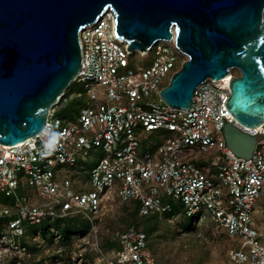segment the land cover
Returning <instances> with one entry per match:
<instances>
[{
  "label": "built area",
  "instance_id": "1",
  "mask_svg": "<svg viewBox=\"0 0 264 264\" xmlns=\"http://www.w3.org/2000/svg\"><path fill=\"white\" fill-rule=\"evenodd\" d=\"M114 29L113 13L106 11L78 33L81 62L74 80L85 100L77 114L56 115L63 93L39 133L0 143V264L27 224L90 217L109 191L136 201L140 216L161 218L171 200L179 203L186 217H206L233 240L230 261L264 263V123L246 126L228 111L236 73L205 79L187 108L167 105L159 91L185 56L172 39L131 51ZM134 53L144 60L130 61ZM226 122L256 136L249 157L226 145ZM50 141L53 147L45 148ZM80 169L87 177L76 184L72 174ZM116 244L109 264H155L142 228L118 231Z\"/></svg>",
  "mask_w": 264,
  "mask_h": 264
},
{
  "label": "water",
  "instance_id": "2",
  "mask_svg": "<svg viewBox=\"0 0 264 264\" xmlns=\"http://www.w3.org/2000/svg\"><path fill=\"white\" fill-rule=\"evenodd\" d=\"M106 11L129 50L172 39L185 56L159 91L165 104L187 108L201 82L235 70L228 111L264 123V0H0V143L42 130L79 71V31ZM223 135L234 154L251 155L256 136L229 122Z\"/></svg>",
  "mask_w": 264,
  "mask_h": 264
},
{
  "label": "rangeland",
  "instance_id": "3",
  "mask_svg": "<svg viewBox=\"0 0 264 264\" xmlns=\"http://www.w3.org/2000/svg\"><path fill=\"white\" fill-rule=\"evenodd\" d=\"M143 61L134 53L130 61ZM236 74L237 71L233 70ZM72 96L82 84L73 81ZM74 100L68 97L59 101L56 115L74 117ZM92 162V161H90ZM86 165V170L90 168ZM87 172L82 169L72 174L76 184L82 183ZM90 189V184L85 185ZM171 203H175L172 200ZM264 214V213H263ZM136 224L150 228L147 248L155 264H239L230 261L226 251L233 240L224 230L208 218L189 219L178 211L171 216L153 218L140 216L132 201L120 200L109 191L96 214H83L45 220L40 224H27L25 235L13 239L11 252L5 256V264H109L114 257L117 232ZM98 246V251L94 248ZM100 250V251H99ZM249 264V263H241Z\"/></svg>",
  "mask_w": 264,
  "mask_h": 264
},
{
  "label": "trees",
  "instance_id": "4",
  "mask_svg": "<svg viewBox=\"0 0 264 264\" xmlns=\"http://www.w3.org/2000/svg\"><path fill=\"white\" fill-rule=\"evenodd\" d=\"M73 81H75V80H73ZM73 81H71L70 83H69V85H68V87L66 88V90L64 91V94H63V96L61 97V99H60V101L63 99V100H65V102H66V99L68 98V97H71V98H73V100L75 101L74 102V104H73V106H72V112H73V109L75 110H77L78 108H79V106H81L82 104H84V100H85V96H84V93H83V90L81 89V90H77V92L76 93H80L79 95H77V96H72V94H71V92H72V89L70 88L71 87V84H72V82ZM57 111V110H56ZM133 203H134V206H135V210H136V208H137V202L136 201H132ZM179 207H180V204L179 203H174V204H172V208H171V210L170 211H168V212H165L164 213V216H171V215H173L174 213H176V212H178L179 211ZM146 217V216H145ZM148 217H153V218H157L154 214H151V215H148ZM189 219H191L190 217H188ZM130 225H134L135 227H137V225L136 224H130ZM142 229H143V231L146 233V235H147V233L150 231V228H147L146 226H143L142 227ZM114 247L116 248L117 247V244L115 245V243H114Z\"/></svg>",
  "mask_w": 264,
  "mask_h": 264
},
{
  "label": "clouds",
  "instance_id": "5",
  "mask_svg": "<svg viewBox=\"0 0 264 264\" xmlns=\"http://www.w3.org/2000/svg\"><path fill=\"white\" fill-rule=\"evenodd\" d=\"M53 144H54V141H50V142L45 144V148L51 149L53 147Z\"/></svg>",
  "mask_w": 264,
  "mask_h": 264
}]
</instances>
